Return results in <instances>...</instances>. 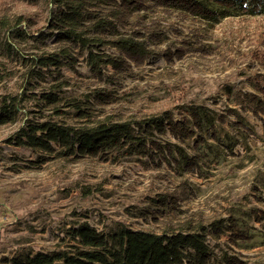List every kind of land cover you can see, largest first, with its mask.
<instances>
[{
	"label": "rangeland",
	"instance_id": "rangeland-1",
	"mask_svg": "<svg viewBox=\"0 0 264 264\" xmlns=\"http://www.w3.org/2000/svg\"><path fill=\"white\" fill-rule=\"evenodd\" d=\"M5 5L8 12L9 8L26 10L31 17V30L46 29L43 26L47 11L43 6L29 8L9 1ZM153 16L161 19L168 35L158 48L159 53L163 50L162 55L148 58L141 66L131 65L123 74L110 71V79L101 81L92 75L83 56L75 50L73 59L60 70L69 79L61 90L62 98L85 99L88 91L102 87L112 90L116 100L106 106L86 105L93 114L139 119L149 112L187 101L207 104L219 112L227 106H236L223 93V85L248 91L251 87L247 76L264 74V16L223 19L206 30L208 35L204 39L203 27L193 19H182L176 13ZM20 25L28 28L23 21ZM5 34L3 31L2 37ZM51 40L46 50L52 45ZM23 49H14L12 54L32 57L36 51L41 53L36 47L28 52ZM101 49L117 54L110 47ZM255 51L257 56L253 57ZM0 53L6 55L2 50ZM0 59L2 67L10 72L0 81V103L12 96L21 98L16 102L18 111L14 120L0 125V264H10L9 259L26 252L69 250L77 244L70 233L76 222L86 221L106 234L115 231L120 221L133 229L161 231L168 224H175L184 213L199 211L208 220L224 214L230 204L241 210L264 209V135L260 117L242 112L253 133L241 137L242 143L236 146L235 151L241 156L231 157L215 169L209 168L212 175L207 179L195 174H176L156 153L150 159L123 157L106 161L97 156H59L18 143L19 130L28 123L50 118L79 123L74 109L61 107L63 101L55 106L62 110L60 113L40 101L39 92L56 82L54 67L42 69L43 79L29 78L34 65L28 58L24 61L12 55ZM103 72L109 73L107 68ZM173 115L178 117L176 110ZM228 119L234 116L229 115ZM222 126L232 131L228 124ZM164 139L171 137L167 134L160 137L161 141ZM240 161L242 167L227 171ZM229 174L232 176L225 179ZM257 175L262 184L256 182L258 187L252 188L250 184ZM184 180L187 188H181ZM161 194L170 196L172 208L165 216L157 213L151 203L152 197ZM249 224L255 227L249 243L259 245L251 249L233 246L229 251L246 259L248 264H264V218L259 221L252 218ZM225 239L224 235L209 244L218 252L228 247Z\"/></svg>",
	"mask_w": 264,
	"mask_h": 264
},
{
	"label": "trees",
	"instance_id": "trees-1",
	"mask_svg": "<svg viewBox=\"0 0 264 264\" xmlns=\"http://www.w3.org/2000/svg\"><path fill=\"white\" fill-rule=\"evenodd\" d=\"M8 1L29 8L43 6L47 11L43 26L46 29L31 30V17L26 10L9 8L8 12L5 9ZM160 13H176L182 19L197 21L203 27L201 37L204 39L208 35L206 30L223 19L264 16V0H0V33L6 31L4 37L0 34V50L6 53L0 58L12 55L24 61L28 58L34 65L29 78L43 79L42 69L53 66L56 82L50 84L48 90L39 92L40 101L55 108L57 113L62 110L55 106L63 101L61 107L74 109L73 115L79 121L59 122L50 118L28 123L20 128L18 143L59 156H97L103 161L123 157L150 159L156 153L176 174H195L207 179L212 175L209 168L215 169L229 158L241 156L235 151L236 146L242 143L241 137L253 133L242 112L260 117L264 135V74L247 76L251 87L248 91L223 85V93L236 106H227L219 112L207 104L187 101L149 112L139 119L111 113L93 114L86 105L106 106L116 100L112 90L102 87L88 91L85 99L62 98L61 90L69 79L60 70L73 59L75 50L83 56L92 75L101 81L109 80L111 72L123 74L131 65L141 66L148 58L162 55L163 50L159 53L158 48L168 35L161 19L153 16ZM22 21L28 25L27 29L20 25ZM50 38L52 47L46 50ZM32 42L40 46L31 45ZM34 47L41 53L36 51L32 57L12 54L16 49L24 48L28 52ZM105 47L114 49L117 54L101 49ZM105 68L109 73L103 72ZM9 73L0 59V81ZM19 99L12 96L0 103V125L14 120ZM173 110L178 117H174ZM229 115L234 119L229 120ZM224 123L232 131L225 129ZM166 134L171 140L161 141L160 137ZM54 145L58 146V151ZM242 166L243 161H240L227 171ZM256 182L262 184L259 175L253 178L250 187H258ZM186 183L182 181L181 188H187ZM169 202L168 194L151 199L157 213L164 216L172 208ZM245 209L231 206L224 214L208 220L199 211L184 213L175 224L170 223L161 231L133 229L120 221L115 231L106 234L86 221L76 222L70 230L77 243L73 248L52 253L26 252L8 261L10 264H248L246 259L229 250L233 246L251 249L258 245L249 243L255 228L249 223L252 218L256 221L264 218V209ZM224 235L223 242L228 247L217 252L209 241L217 242ZM59 260L61 262H56Z\"/></svg>",
	"mask_w": 264,
	"mask_h": 264
},
{
	"label": "crops",
	"instance_id": "crops-1",
	"mask_svg": "<svg viewBox=\"0 0 264 264\" xmlns=\"http://www.w3.org/2000/svg\"><path fill=\"white\" fill-rule=\"evenodd\" d=\"M225 178H226V177H225ZM229 206H236V205H235V204H233V205H232V204H230ZM258 245H259V244H258Z\"/></svg>",
	"mask_w": 264,
	"mask_h": 264
}]
</instances>
